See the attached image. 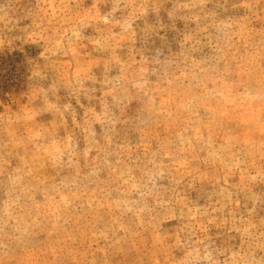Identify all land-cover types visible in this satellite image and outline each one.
Here are the masks:
<instances>
[{
  "label": "rangeland",
  "instance_id": "1",
  "mask_svg": "<svg viewBox=\"0 0 264 264\" xmlns=\"http://www.w3.org/2000/svg\"><path fill=\"white\" fill-rule=\"evenodd\" d=\"M0 264H264V0H0Z\"/></svg>",
  "mask_w": 264,
  "mask_h": 264
}]
</instances>
